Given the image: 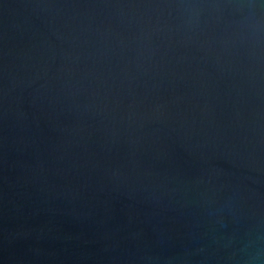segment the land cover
Segmentation results:
<instances>
[{"label":"water","instance_id":"1","mask_svg":"<svg viewBox=\"0 0 264 264\" xmlns=\"http://www.w3.org/2000/svg\"><path fill=\"white\" fill-rule=\"evenodd\" d=\"M0 264H264V0H0Z\"/></svg>","mask_w":264,"mask_h":264}]
</instances>
